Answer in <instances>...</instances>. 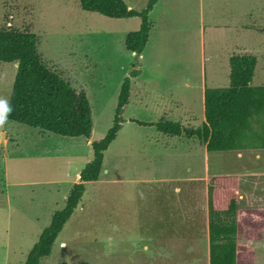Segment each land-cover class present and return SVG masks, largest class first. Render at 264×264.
<instances>
[{"label": "rangeland", "instance_id": "374dc122", "mask_svg": "<svg viewBox=\"0 0 264 264\" xmlns=\"http://www.w3.org/2000/svg\"><path fill=\"white\" fill-rule=\"evenodd\" d=\"M123 1L135 11L148 2ZM150 18L153 33L140 60L124 47L125 35L138 29L137 18L86 12L78 0H0V26L7 22L36 35L42 60L75 91H85L93 121L90 139L7 119L0 125V264H23L53 213L64 208L77 175L92 159L91 143L113 124L121 84L131 71L142 68L137 86L147 96L122 113V123L132 117L200 128L196 103L203 77L210 86L213 57L222 48L257 57L253 85L264 86V0H160ZM211 24L218 30L210 31ZM15 73L16 64L0 63V100L7 104ZM188 97L193 116L158 114L167 98ZM150 127L124 124L104 152L98 180L86 184L51 255L40 264H208L206 184L213 175H236L240 208L264 210V150L204 157L195 137L154 149L149 144L156 130ZM240 243L255 252L253 264H264V234L260 241Z\"/></svg>", "mask_w": 264, "mask_h": 264}, {"label": "trees", "instance_id": "16d2710c", "mask_svg": "<svg viewBox=\"0 0 264 264\" xmlns=\"http://www.w3.org/2000/svg\"><path fill=\"white\" fill-rule=\"evenodd\" d=\"M159 0H148L135 11L123 0H78L83 11L109 19L138 18L137 31L129 32L124 47L139 57L152 30L150 12ZM7 21V19H6ZM0 26V63L16 64L6 119L61 137L89 139L93 129L91 107L84 91H75L53 68L42 60L36 35L28 29ZM257 57L234 54L229 59V84L225 88H205L204 122L200 128L159 121L139 126H154L161 134L198 138L207 152L264 150V86H254ZM129 73L120 87L113 124L105 136L91 143L92 159L79 173L78 182L68 192L64 208L53 213L26 256L23 264H40L51 255L53 244L81 202L86 184L99 178L104 152L121 129V115L129 104ZM239 179L236 175L212 176L206 184L208 264H253L255 252L240 243L242 239L260 241L264 234V210L240 208Z\"/></svg>", "mask_w": 264, "mask_h": 264}, {"label": "crops", "instance_id": "0c3cea01", "mask_svg": "<svg viewBox=\"0 0 264 264\" xmlns=\"http://www.w3.org/2000/svg\"><path fill=\"white\" fill-rule=\"evenodd\" d=\"M159 4H160V0L154 6L153 10L150 12V14H149L150 16L149 17H151V14L153 13L154 9ZM127 6H128L129 9L132 8L129 5H127ZM128 20H131V19H123V20H120V21H128ZM134 24L136 25L138 23H134ZM138 25L140 26V20H139V24ZM139 26H138V29H139ZM215 27L217 28L218 26L215 25V24L208 25V29H210V31H217L218 29H216ZM227 27L228 26L225 25L224 30H226ZM245 31H246V29H244V32L242 33L243 35L246 34ZM152 33H153V29L151 30V32L149 34L148 42L146 44V47H145L144 51L141 53V55L139 57H137L140 60H144L145 59V56H146L145 55L146 54L145 53L146 52V48L150 44ZM205 33H206V26H204L202 28V34L204 35ZM126 35H125V37H126ZM125 37H124V39H125ZM234 54H242V53H240V51H239L238 48H234V47L231 46L230 49L222 48L220 51H218L214 55V57H213L214 58V61H215V62H213V66L214 67H213L212 71L209 72V80L208 81H209V85L210 86H207V79H206V76L204 74L203 84L201 86V93H200V96H199V102L197 100V103H196V107L199 109V111L202 112L203 122H204V106H203V93H204V90H205L206 87L207 88H225V87L228 86V84H229V72H230V69H229V59ZM132 55H135V54L132 53ZM137 71H139V75L136 76V77H134V78H131V88H130L129 104L125 108L124 112L127 111V109L131 106L132 103L137 102V101L139 102V104L142 103V100H138V99H143V98H146V96H147V93L145 92V90L142 89V88H140V86H137V81H139V78L140 77H143V73H142L143 70H142V68H140V69H137ZM181 79L184 80V77L181 76ZM183 86L188 88V84H187L186 80L183 82ZM134 88L136 89L135 91H134ZM187 96H189V95H187ZM159 105L161 106V108H159V106H157L158 111H159L158 114L161 113L165 118H170V119L176 118V119H179L178 116H177V114L180 111L183 114H186L187 116H193V114H194L193 113L194 106L191 105V100L189 99V97H188L187 100H184V99H182V100H175V99H172V98H167V101H165V102L163 101V103L161 102ZM124 112H123V114H124ZM132 121H138V122H142V123H151V124L157 123V121L156 122L155 121H152V122H144V121H140V120H138L136 118L128 117L121 124V129L119 130L118 134L120 132H122V130L124 128V124H126V123L136 124L135 122H132ZM165 121H169V120H165ZM170 122H173V121H170ZM174 123H178V122H174ZM179 124L182 125L181 123H179ZM136 125L139 126L138 124H136ZM182 126L191 127L189 125H182ZM139 127H143V126H139ZM144 127H146V126H144ZM149 129H152V127L149 126ZM155 130H156V133L154 135L155 137L152 139L153 142H151L149 144V145H152L154 149H157V147H160V146L170 145L171 142L173 143L175 140L178 141L179 144H184V142H189V140L192 141V139L187 138L185 136L171 137V136H167V135H164V134L159 133L156 128H155ZM118 134H117V136H118ZM117 136H116V138H117ZM116 138H115V140H116ZM192 138H194V137H192ZM194 139H197V141H199L203 145V148H202L203 149V152H202V154L205 157L206 156V152H207L206 149H205V145L198 138H194ZM193 147H194V144H193ZM257 151H263V150H257ZM152 153H153V151H152ZM223 153H225V152H223ZM78 180H79V175H77V177H76V181H78Z\"/></svg>", "mask_w": 264, "mask_h": 264}, {"label": "clouds", "instance_id": "9594fccd", "mask_svg": "<svg viewBox=\"0 0 264 264\" xmlns=\"http://www.w3.org/2000/svg\"><path fill=\"white\" fill-rule=\"evenodd\" d=\"M11 111L5 100H0V125L6 120V115Z\"/></svg>", "mask_w": 264, "mask_h": 264}]
</instances>
